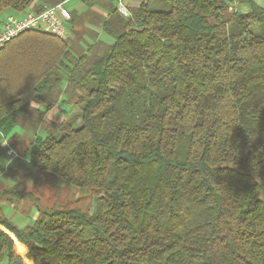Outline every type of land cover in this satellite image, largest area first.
Masks as SVG:
<instances>
[{
  "label": "trees",
  "instance_id": "1",
  "mask_svg": "<svg viewBox=\"0 0 264 264\" xmlns=\"http://www.w3.org/2000/svg\"><path fill=\"white\" fill-rule=\"evenodd\" d=\"M63 1L0 0V11ZM106 6L108 39L79 55L40 30L0 49V264H264V5ZM47 102L60 111L23 172L9 142ZM41 175L91 194L93 208L42 207L27 188ZM26 200L38 214L20 227L4 208Z\"/></svg>",
  "mask_w": 264,
  "mask_h": 264
},
{
  "label": "rangeland",
  "instance_id": "2",
  "mask_svg": "<svg viewBox=\"0 0 264 264\" xmlns=\"http://www.w3.org/2000/svg\"><path fill=\"white\" fill-rule=\"evenodd\" d=\"M256 3L264 5V0H255ZM116 3V1H115ZM66 6L71 11L72 19L68 23V35L66 39L68 40L71 50L74 55L81 54L85 48L92 42L95 38L96 32L98 33V22L101 12L95 7H87L85 5L81 6L80 0H69ZM234 8L240 11H248L250 9L249 4L244 5H234ZM100 12V13H99ZM10 9L5 8L0 11V24L4 23ZM107 36L104 32L101 33V39L107 40ZM60 90L54 93V97L59 93ZM48 101H54L52 95H48ZM39 105V110H35L38 105L33 106L31 115H21L18 120V124L14 130L15 134L9 143L15 144L14 149L18 153V158L15 159L22 160L25 150L29 147L31 141H33L37 134L45 135L51 128L52 121L59 113L60 109L56 107L52 110H46L45 105ZM73 105L72 102H70ZM59 105V104H58ZM71 105L65 104L69 110H71ZM63 107V106H62ZM46 111V112H43ZM78 107H74L68 119H75V123H80ZM73 119V120H74ZM11 151V150H10ZM15 155V153H12ZM26 161L29 163V154L25 157ZM15 166L18 165L16 162ZM27 166L24 164L20 167L21 171L25 172ZM7 173H4V175ZM3 174L1 173V176ZM33 179H29L27 188L28 190H35L37 194L41 196L39 204L42 207L51 208L58 205H73L80 206L84 210H91L93 208V197L89 193L82 192L77 187L68 184L63 179H57L52 175L46 176L41 175L37 183H34ZM33 205L29 200L23 201L19 206H5L4 212L6 216L11 218L20 227H25L27 225L33 224L37 217L38 211L36 206Z\"/></svg>",
  "mask_w": 264,
  "mask_h": 264
},
{
  "label": "built area",
  "instance_id": "3",
  "mask_svg": "<svg viewBox=\"0 0 264 264\" xmlns=\"http://www.w3.org/2000/svg\"><path fill=\"white\" fill-rule=\"evenodd\" d=\"M67 0L49 6L41 12H26L22 15L9 13L0 28V49L8 42L28 30H40L59 38L68 35V23L71 21V11L66 6ZM120 13L130 16L128 0H116Z\"/></svg>",
  "mask_w": 264,
  "mask_h": 264
},
{
  "label": "crops",
  "instance_id": "4",
  "mask_svg": "<svg viewBox=\"0 0 264 264\" xmlns=\"http://www.w3.org/2000/svg\"><path fill=\"white\" fill-rule=\"evenodd\" d=\"M67 1H69V0H67ZM107 1L108 0H87V2H84V1H82V0H80V4H81V6H83V5H85V6H87V7H95V8H97L98 9V11H100L99 13L101 14V16L99 17L100 19V21L98 22V28H99V31H98V33L96 32V38H100L101 37V33L103 32L102 31V28H101V26H100V23L103 21V20H105L107 17H108V15H109V10H108V8H107ZM115 1L116 0H112V3L114 4V5H116V3H115ZM142 0H128V4H129V7L130 8H132V7H135V6H137L140 2H141ZM92 4V3H94L92 6L90 5V4ZM3 24V23H2ZM2 24H0V28H1V26H2ZM92 41H93V39H92ZM18 153H15V155H14V158H18ZM22 159H24V163H25V165L27 166V164H28V162L26 161V158H22ZM2 162V164H4V165H6L7 164V162H5V159L4 160H1ZM9 206V205H8Z\"/></svg>",
  "mask_w": 264,
  "mask_h": 264
},
{
  "label": "clouds",
  "instance_id": "5",
  "mask_svg": "<svg viewBox=\"0 0 264 264\" xmlns=\"http://www.w3.org/2000/svg\"><path fill=\"white\" fill-rule=\"evenodd\" d=\"M4 145H7V144H4ZM26 251H27V249H24L21 254L23 255V253L26 252Z\"/></svg>",
  "mask_w": 264,
  "mask_h": 264
}]
</instances>
